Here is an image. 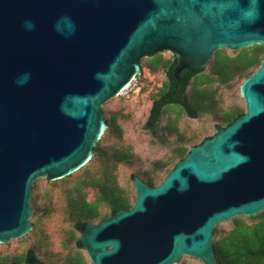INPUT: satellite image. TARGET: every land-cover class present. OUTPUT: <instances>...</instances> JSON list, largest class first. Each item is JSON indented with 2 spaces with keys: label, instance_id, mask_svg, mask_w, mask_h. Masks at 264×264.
I'll return each instance as SVG.
<instances>
[{
  "label": "water",
  "instance_id": "obj_1",
  "mask_svg": "<svg viewBox=\"0 0 264 264\" xmlns=\"http://www.w3.org/2000/svg\"><path fill=\"white\" fill-rule=\"evenodd\" d=\"M256 44L264 0H0V243L32 229L36 179L93 157L107 128L101 106L142 58L169 51L177 76L205 70L217 49ZM239 93L245 112L191 145L159 184L131 177L132 207L81 225L92 264H217L215 226L264 210V57Z\"/></svg>",
  "mask_w": 264,
  "mask_h": 264
},
{
  "label": "trees",
  "instance_id": "obj_2",
  "mask_svg": "<svg viewBox=\"0 0 264 264\" xmlns=\"http://www.w3.org/2000/svg\"><path fill=\"white\" fill-rule=\"evenodd\" d=\"M234 52L235 54L230 55L225 48L217 49L210 58L207 73L204 69L196 72L184 70L179 75L180 87L173 102L180 107V111L175 116L168 117L164 127L168 134L174 135L169 159L156 160L149 169L131 172L126 184L120 182L119 168L134 160L133 146L124 141L123 128L119 124V120H125L126 116L122 112L104 114L107 128L88 163L63 178L50 180L40 177L33 182V227L29 234L36 236L32 243L34 247L27 246L16 255L0 256V264H27L31 255L43 264H92L86 251L79 245L81 225L88 221L98 223L109 218L116 210L132 207L136 197L131 182L133 175L149 185L159 184L175 163L188 153L189 145L199 144L208 137H201L203 134L198 132L192 135L183 133L178 123L181 112L192 116L214 113V119L222 127L245 112V106H218L213 86L228 84L236 78L244 79L251 75L264 57V44L234 49ZM219 53L222 56L217 58ZM174 65V60L164 58L161 53L151 57L146 65L151 73L162 69L168 78L152 97L154 106L150 120L155 124L153 133H156V128L165 114L161 107L168 104V96L176 82L172 77ZM199 75H203L201 82L196 81ZM190 86L192 92L189 93ZM215 127L217 130L216 125ZM113 135L116 139L110 140ZM161 172H165V175L159 178ZM43 180L47 184H42ZM55 213L62 222L59 224L58 233L62 250L57 252L51 249V235L42 223V220L54 216ZM227 222V229L219 228L221 222L214 228L213 248L217 264H264V210L255 216H235ZM27 235L28 233L16 240L23 242Z\"/></svg>",
  "mask_w": 264,
  "mask_h": 264
},
{
  "label": "rangeland",
  "instance_id": "obj_3",
  "mask_svg": "<svg viewBox=\"0 0 264 264\" xmlns=\"http://www.w3.org/2000/svg\"><path fill=\"white\" fill-rule=\"evenodd\" d=\"M225 49L228 54H235L234 49ZM161 54L164 58H170L172 55L169 51H164ZM222 54L219 53L217 58H220ZM149 59L150 58L146 57L142 58L141 71L137 74L132 83L128 85L118 96L110 98L103 106H101L103 109V116L104 114L110 115V113L121 112L126 116L125 120H119V124L123 128L124 141L129 142L133 146L134 160L131 164H123L120 166L119 179L122 184H126L131 172L144 171L151 168L156 160L169 159L171 149L174 145V135L168 134L164 127L167 123L168 117H173L176 115V111H180V107L177 105L167 106L168 112L163 115L161 122L156 128L155 135L151 129L144 128L147 124L146 121L152 97L165 80V75L162 69L155 73L148 71L146 65ZM208 71L209 64L204 72L207 73ZM202 80L203 75L197 76V82H201ZM243 80L244 79L242 78H236L228 84H214L213 87L216 91L215 94L218 99L217 105L222 108L230 105H236L239 107L245 106V102L239 93V87ZM188 92H192L191 86L188 88ZM214 117V113H208L202 116L197 114V117H189V115L181 112L178 120L179 129L187 135H192L193 133L198 132L203 134L201 137H210L217 131L215 125H219ZM115 139V135L110 138V140ZM190 146L191 145H189V147ZM164 175L165 172H161L159 174V178H162ZM42 184H47V182L43 180ZM57 218L58 215L55 213L54 216L42 220V223L45 224L46 230L51 235V249L54 252L62 250L60 236L58 234L59 224L61 225L62 222L60 218ZM228 227L229 223L227 221H223L219 224L220 229H227ZM25 237L26 240H23V242L11 239L6 243H0V254L8 257V255L12 256L24 251L27 246L31 245L30 247L33 248L34 246L32 243L35 241L36 236L28 233ZM174 264L203 263L196 258L184 255L177 263Z\"/></svg>",
  "mask_w": 264,
  "mask_h": 264
},
{
  "label": "flooded vegetation",
  "instance_id": "obj_4",
  "mask_svg": "<svg viewBox=\"0 0 264 264\" xmlns=\"http://www.w3.org/2000/svg\"><path fill=\"white\" fill-rule=\"evenodd\" d=\"M172 54V53H171ZM153 57V56H152ZM146 58H151V57H146ZM170 60H174L175 61V65H174V67H173V69H172V77L173 78H175L176 79V82L172 85L173 87V90H172V93L168 96V104L167 105H164L163 107H161L163 110H164V113H166V112H168L167 111V106H171V105H175L174 104V102H173V98L177 95V93H178V90H179V87H180V81H181V78H180V74L184 71V70H182L181 72H179L178 73V75L177 76H175L174 75V72H175V68H176V60H175V57H174V55L172 54L171 55V57L169 58ZM165 75V80L163 81V83H162V85L165 83V81H167L168 80V78H167V76H166V74H164ZM172 81V80H171ZM154 106V103L153 102H151V106L149 107L150 109H149V112H148V117H147V121H146V123H148V124H153V123H151V120H150V115H151V112H152V110H153V107ZM177 112V111H176ZM178 113V112H177ZM153 125H155V124H153ZM153 129V128H152ZM152 131V130H151ZM6 243V242H5ZM0 256L1 257H5L6 255H3V254H0Z\"/></svg>",
  "mask_w": 264,
  "mask_h": 264
},
{
  "label": "clouds",
  "instance_id": "obj_5",
  "mask_svg": "<svg viewBox=\"0 0 264 264\" xmlns=\"http://www.w3.org/2000/svg\"><path fill=\"white\" fill-rule=\"evenodd\" d=\"M28 78H29L28 74H25L22 80H18V83H25Z\"/></svg>",
  "mask_w": 264,
  "mask_h": 264
},
{
  "label": "built area",
  "instance_id": "obj_6",
  "mask_svg": "<svg viewBox=\"0 0 264 264\" xmlns=\"http://www.w3.org/2000/svg\"><path fill=\"white\" fill-rule=\"evenodd\" d=\"M134 79H135V78H134ZM134 79H133V80H134ZM133 80H132V81H133ZM132 81H131L128 85H130V84L132 83ZM128 85H127V86H128ZM127 86H126V87H127Z\"/></svg>",
  "mask_w": 264,
  "mask_h": 264
}]
</instances>
